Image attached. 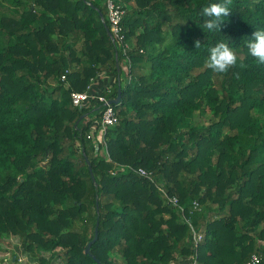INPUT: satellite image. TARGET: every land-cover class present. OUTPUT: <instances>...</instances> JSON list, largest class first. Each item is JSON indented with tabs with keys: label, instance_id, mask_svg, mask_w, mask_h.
I'll return each mask as SVG.
<instances>
[{
	"label": "trees",
	"instance_id": "1",
	"mask_svg": "<svg viewBox=\"0 0 264 264\" xmlns=\"http://www.w3.org/2000/svg\"><path fill=\"white\" fill-rule=\"evenodd\" d=\"M116 1L126 56L105 0H31L0 42V243L19 237L39 264H246L253 254L264 264V65L246 47L264 29V0H231L212 32L201 10L222 0ZM220 41L238 60L216 74L205 61ZM104 73L116 78L105 97L121 90L122 100L95 150L93 122L81 121L103 106L75 108L71 93ZM192 227L204 235L197 248Z\"/></svg>",
	"mask_w": 264,
	"mask_h": 264
},
{
	"label": "built area",
	"instance_id": "2",
	"mask_svg": "<svg viewBox=\"0 0 264 264\" xmlns=\"http://www.w3.org/2000/svg\"><path fill=\"white\" fill-rule=\"evenodd\" d=\"M105 7L107 11V19H108V23L110 26V32L112 34L113 42L126 56L128 51L131 48L130 44L128 43L126 39L125 30L123 27V20H124V16L126 12L124 8L120 4L117 3L116 0H105ZM126 71H128V67H126ZM68 73L69 72H66L62 76V81L66 80ZM97 78L92 80V83L88 87L87 91L71 93L72 104L75 108H78V109L89 108L91 107L94 101H98L103 106V108L101 109V113H100L101 114L100 120L98 121L97 124H92L90 131L87 133V140L91 142H95V138L97 135L101 134L104 137L106 134V131L109 128L114 127L118 123V120H119L115 112L113 104H110L111 100L106 98L104 95L106 92H110V90L113 89V87L116 84V78L114 80L115 83L112 82L108 84L107 87L106 86L100 87V85L98 84ZM96 86H98L97 88L99 89L95 88ZM103 141H104V138H103ZM129 169L130 171L138 173L140 176L149 178L150 180L153 181L152 174L146 171L145 169H142V168L137 169V170L133 168H129ZM163 194L165 195L166 200L170 204L176 207L179 205V201L176 197H169L165 191H163ZM192 210L194 212L202 211V207L198 201H195L193 203ZM184 219L188 222L185 216H184ZM191 229L193 231V240L195 243V247L197 248L199 244L202 243L204 239V235L196 233L193 227ZM192 259H193L192 264H197V260L195 258H192ZM18 263L19 264H39L38 262H33L29 260L28 257H20L18 259ZM246 264H262V258L259 254H253Z\"/></svg>",
	"mask_w": 264,
	"mask_h": 264
},
{
	"label": "rangeland",
	"instance_id": "3",
	"mask_svg": "<svg viewBox=\"0 0 264 264\" xmlns=\"http://www.w3.org/2000/svg\"><path fill=\"white\" fill-rule=\"evenodd\" d=\"M31 3V0H0V42L3 47H6L10 42V35L9 30H15L19 31L20 25L18 23L20 19V14H27L28 15V4ZM34 6L33 9H38ZM16 41V38H13L12 41ZM123 85L125 86L127 82H129L130 76L128 74V71H126V63H123ZM106 79H110L108 84L115 83V76H111L108 73L102 74L100 77L97 78L98 84L100 87H107L108 84L105 82ZM92 83V82H91ZM98 85V86H99ZM96 86L95 88H97ZM99 89V88H97ZM101 111H96L94 114L90 115L88 118H86L84 121H81V125L84 127L86 126L90 120H92L93 124H97L99 121ZM210 116L202 115V116H196V122H198L200 125H206L209 123ZM79 121V123H80ZM103 135H97L95 138L94 147L95 150L99 149L100 143L103 141ZM103 155H106V150L103 149L101 151ZM163 185V184H159ZM162 187L163 186H159ZM6 242L0 243V247L2 251L0 252V264H14V260L16 258L20 257H28L30 259V256L26 254L24 251L21 240L19 237H9L5 240ZM44 255H47L48 259L51 258L50 253H45ZM33 261V260H31ZM38 261V260H37ZM35 262V261H33ZM52 264H62V261L59 258H55L52 261ZM118 264H126L124 261L119 260Z\"/></svg>",
	"mask_w": 264,
	"mask_h": 264
},
{
	"label": "clouds",
	"instance_id": "4",
	"mask_svg": "<svg viewBox=\"0 0 264 264\" xmlns=\"http://www.w3.org/2000/svg\"><path fill=\"white\" fill-rule=\"evenodd\" d=\"M230 4L231 0H222L221 3H212L203 7L201 14L207 18L204 20L203 27L209 32L216 30L220 31L222 19L231 14ZM200 46V41H195V47L198 49ZM246 47L248 55L258 64L264 65V29L256 30L252 34L251 39H247ZM209 53L205 64L213 73H226L237 64L238 56L226 42H217L216 45L209 50Z\"/></svg>",
	"mask_w": 264,
	"mask_h": 264
},
{
	"label": "water",
	"instance_id": "5",
	"mask_svg": "<svg viewBox=\"0 0 264 264\" xmlns=\"http://www.w3.org/2000/svg\"><path fill=\"white\" fill-rule=\"evenodd\" d=\"M107 31H108L109 36L112 37V34H111L110 30L107 29ZM116 56H117V55H116ZM121 100H122V94H121V90H119V93H118L117 98L114 99V100H111V101H110V104L117 105V104H119V103L121 102ZM80 120H81V119H80ZM80 120H79V121H80ZM79 121H78V123L76 124V127L78 126ZM85 159H86L87 165L89 166V171H90V175H91L92 181L95 183L96 180H95V176H94V173H93L92 167H91V165H90V161H89V159H88L87 157H85ZM98 233H99V221L97 222V226H96V229H95V237H94V239L88 244L87 249H86V254H89V255L92 256V254H91V248H92L93 244H95V243L97 242V240H98ZM92 257L96 260V262H97L98 264H102V263L100 262V260H98L96 257H94V256H92Z\"/></svg>",
	"mask_w": 264,
	"mask_h": 264
},
{
	"label": "crops",
	"instance_id": "6",
	"mask_svg": "<svg viewBox=\"0 0 264 264\" xmlns=\"http://www.w3.org/2000/svg\"><path fill=\"white\" fill-rule=\"evenodd\" d=\"M109 81H110V79H106V80H105V82H106L107 84H108ZM263 247H264V246H263ZM263 247H262V248H263ZM44 257L48 259L47 255H44ZM173 264H184V261H183L182 258H179V259L177 260V262H175V263H173Z\"/></svg>",
	"mask_w": 264,
	"mask_h": 264
}]
</instances>
